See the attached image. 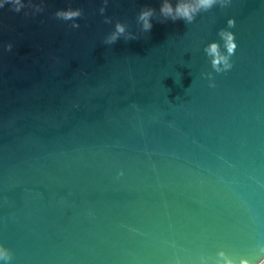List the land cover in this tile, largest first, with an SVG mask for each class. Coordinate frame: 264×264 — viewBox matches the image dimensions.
<instances>
[{
  "label": "water",
  "instance_id": "obj_1",
  "mask_svg": "<svg viewBox=\"0 0 264 264\" xmlns=\"http://www.w3.org/2000/svg\"><path fill=\"white\" fill-rule=\"evenodd\" d=\"M161 2L108 0L104 15L103 0L0 9L9 264L264 259V0H231L187 25L154 18L142 33L137 13L158 17ZM69 6L83 9L78 28L54 17ZM229 18L233 66L216 73L204 48ZM116 20L138 39L105 45Z\"/></svg>",
  "mask_w": 264,
  "mask_h": 264
},
{
  "label": "clouds",
  "instance_id": "obj_2",
  "mask_svg": "<svg viewBox=\"0 0 264 264\" xmlns=\"http://www.w3.org/2000/svg\"><path fill=\"white\" fill-rule=\"evenodd\" d=\"M231 3V0H162L160 8L157 9L148 5L143 6L136 15V23L142 33H150L153 28V19L156 18L158 23H166L171 21H183L186 25L195 21L198 14L210 11L214 6L220 8L226 7ZM104 6L99 9L101 15H104L108 0H103ZM10 6V10L15 13H20L23 9L28 8L24 15H36L44 12V0L34 3L33 0H0V9L5 6ZM84 15L83 9L72 8L69 6L66 9H58L54 13V17L58 20L68 22L71 21V28H78L80 25L77 22L79 18ZM104 23L111 24L112 18L104 16ZM235 27V20L229 18L227 20V27L221 28L218 31L220 41H213L206 45L204 52L210 59L212 69L216 73L227 72L232 68L231 57L235 54L237 44L235 42V34L229 29ZM129 25L120 20H116L114 30L107 34L103 43L105 45H113L119 41L121 37L127 42L137 40L138 37L135 33L128 31ZM13 45L11 43L6 45V50L11 51ZM210 80L212 73L205 74ZM210 86H214L211 84ZM264 252V249L261 250ZM13 253L11 249L0 243V261L4 264H9L12 260ZM201 264H209V258L202 256ZM211 264H237L236 258L230 257L224 251L218 253L217 258L211 261ZM238 264H252L247 259H239ZM258 264H264V259H260Z\"/></svg>",
  "mask_w": 264,
  "mask_h": 264
}]
</instances>
